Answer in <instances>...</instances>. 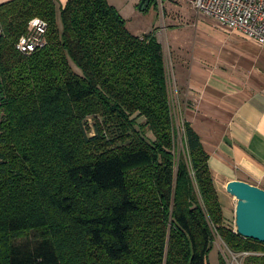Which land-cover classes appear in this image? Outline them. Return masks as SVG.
<instances>
[{"label": "trees", "instance_id": "obj_1", "mask_svg": "<svg viewBox=\"0 0 264 264\" xmlns=\"http://www.w3.org/2000/svg\"><path fill=\"white\" fill-rule=\"evenodd\" d=\"M58 3L0 5V264H209L218 238L264 264V244L227 226L198 136L177 127L154 34L130 33L107 0ZM34 18L46 44L22 55Z\"/></svg>", "mask_w": 264, "mask_h": 264}, {"label": "crops", "instance_id": "obj_2", "mask_svg": "<svg viewBox=\"0 0 264 264\" xmlns=\"http://www.w3.org/2000/svg\"><path fill=\"white\" fill-rule=\"evenodd\" d=\"M9 1L0 0V5ZM58 2L61 8L67 0ZM164 18L149 33L170 65L182 122L209 157L226 219L236 201L230 183L260 187L264 182V49L238 32L225 31L211 17L168 13Z\"/></svg>", "mask_w": 264, "mask_h": 264}, {"label": "built area", "instance_id": "obj_3", "mask_svg": "<svg viewBox=\"0 0 264 264\" xmlns=\"http://www.w3.org/2000/svg\"><path fill=\"white\" fill-rule=\"evenodd\" d=\"M194 6L198 13L215 19L225 31L238 32L264 49V0H195ZM46 32L45 21L32 19L26 33L16 44L17 51L22 55H30L42 49L46 44ZM168 74L170 76L169 71ZM170 90L173 113L177 127L181 130L183 122L172 85Z\"/></svg>", "mask_w": 264, "mask_h": 264}, {"label": "rangeland", "instance_id": "obj_4", "mask_svg": "<svg viewBox=\"0 0 264 264\" xmlns=\"http://www.w3.org/2000/svg\"><path fill=\"white\" fill-rule=\"evenodd\" d=\"M108 3L115 7L119 14L126 21V27L130 33L143 35L149 34L154 27H161L165 23V16L171 13L175 17L181 15L192 17H207L201 13H197L194 6L195 0H153L145 11H139V5L142 0H107ZM210 18V17H209ZM215 20V19H214ZM168 69L170 65L167 61ZM74 70L79 73L77 69ZM169 71V70H168ZM177 155L182 151V135L177 136L176 140ZM179 157V156H178ZM264 190V182L260 185ZM235 208L236 201L229 215L227 216L226 224L231 229L236 230L235 225ZM219 255H222L228 264H242L246 255H233L230 254L225 248L224 244L218 238L215 243L214 249L209 255V264H219Z\"/></svg>", "mask_w": 264, "mask_h": 264}, {"label": "water", "instance_id": "obj_5", "mask_svg": "<svg viewBox=\"0 0 264 264\" xmlns=\"http://www.w3.org/2000/svg\"><path fill=\"white\" fill-rule=\"evenodd\" d=\"M150 1L142 0L139 11H145ZM228 189L236 200V233L264 244V190L241 181L230 183Z\"/></svg>", "mask_w": 264, "mask_h": 264}]
</instances>
